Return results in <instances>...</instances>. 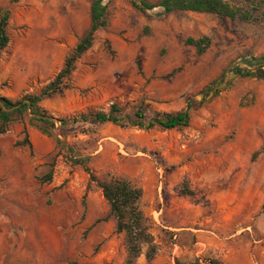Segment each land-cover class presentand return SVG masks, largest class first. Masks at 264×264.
I'll return each mask as SVG.
<instances>
[{
    "label": "rangeland",
    "instance_id": "374dc122",
    "mask_svg": "<svg viewBox=\"0 0 264 264\" xmlns=\"http://www.w3.org/2000/svg\"><path fill=\"white\" fill-rule=\"evenodd\" d=\"M139 1H106L108 28L64 93L41 103L52 136L31 114L0 134V264H125L124 236L93 181L111 177L143 191L157 254L138 264H264V82L232 73L264 65V0H225L239 9L235 19L142 13ZM91 2L0 0L11 11L2 96L38 94L55 78L90 28ZM203 36L211 40L203 55L185 44ZM224 74L226 88L204 99ZM188 103L184 129L74 121L114 104L149 116Z\"/></svg>",
    "mask_w": 264,
    "mask_h": 264
},
{
    "label": "trees",
    "instance_id": "16d2710c",
    "mask_svg": "<svg viewBox=\"0 0 264 264\" xmlns=\"http://www.w3.org/2000/svg\"><path fill=\"white\" fill-rule=\"evenodd\" d=\"M18 2L19 0H13ZM107 0H92L90 8V28L82 39L75 45L72 51L65 57L63 68L55 78L45 85L38 94L28 95L19 100H11L0 94V134L5 133L8 127L18 121L25 114H31L40 123V130L48 136H52L51 129L55 128L54 119L42 108L41 103L57 95H62L68 87L67 82L76 69V63L93 46L95 35L99 30L109 26ZM133 6L142 13L162 9L164 14L174 12H192L199 14H212L220 18L235 19L239 9L225 0H160L157 3L146 1L133 2ZM11 11L0 6V57L8 47L9 22ZM187 46L195 48L197 54L203 55L211 46V40L207 36L198 39L188 38L185 41ZM264 61V57L259 60ZM261 63V62H260ZM264 65H259L256 71H243L236 69L237 76L253 78L264 82ZM226 74L219 80L212 82L204 90V99L213 100L222 89L226 88ZM192 104L188 103L186 109L175 113L145 112L138 108L133 115L127 114L125 110L114 104L109 112H96L88 115H81L74 120L88 122L96 121L100 124L111 123L120 127H138L140 129L176 130L184 129L190 125ZM64 125L67 123L61 120ZM49 176L47 181L51 180ZM95 181L109 205L110 214L116 222V231L123 234L126 244L125 264H138L137 261L144 256L147 263H151L156 254L157 246L150 231L148 219L140 209V200L143 196L141 188L135 187L125 179L111 177L108 181ZM175 264H221L217 259L195 260L188 263L176 261Z\"/></svg>",
    "mask_w": 264,
    "mask_h": 264
}]
</instances>
